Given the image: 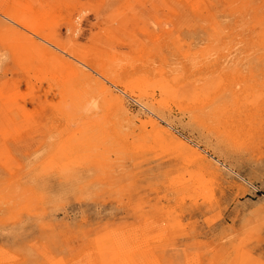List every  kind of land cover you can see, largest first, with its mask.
I'll return each mask as SVG.
<instances>
[{
  "label": "rangeland",
  "instance_id": "374dc122",
  "mask_svg": "<svg viewBox=\"0 0 264 264\" xmlns=\"http://www.w3.org/2000/svg\"><path fill=\"white\" fill-rule=\"evenodd\" d=\"M0 2L21 16L0 13V264H264V0ZM31 2L56 23L26 27ZM37 45L60 56L49 73ZM66 60L96 97L79 102ZM189 82L235 117V144L196 119Z\"/></svg>",
  "mask_w": 264,
  "mask_h": 264
},
{
  "label": "bare ground",
  "instance_id": "6f19581e",
  "mask_svg": "<svg viewBox=\"0 0 264 264\" xmlns=\"http://www.w3.org/2000/svg\"><path fill=\"white\" fill-rule=\"evenodd\" d=\"M194 6L198 7V1L194 3ZM25 9L27 13L26 14L27 19L25 20V22L27 24L25 23L24 25L26 27L31 25H45L46 23H47L46 25L49 24L50 14L45 7L42 6L41 8H36L34 6V3L31 2L25 5ZM0 13L11 21H18V20L20 21V19L18 18H21V16L17 17L15 13L4 9L3 3L1 2H0ZM55 23L56 20H52L49 26L54 25ZM10 29H11L10 26L4 23L0 19V31L5 33H10L12 32L10 31ZM53 33H54L53 31H49L48 35H43L41 33L36 35H38L41 39L45 40L47 43H49L51 46L55 47L56 49L76 58L79 62L84 64L87 69H90L91 71H95V72L98 71L97 68L93 65V63L89 62L83 56L75 54V52L72 49H69L67 48L66 45L62 44L61 41L57 38V36L53 35ZM45 53H47L46 55L52 56L51 60L47 58L46 55H43ZM27 57L34 68L36 67L37 64H39V66H37L39 72L49 73L50 72L49 67L50 65H52L51 63L53 62L52 59L55 58L59 59L60 56L57 53L53 54L52 52H50L47 47H44L42 45H37L36 51L35 50L29 51V55H27ZM66 61H67L66 64L69 65L64 64L63 66L65 68H63V70L66 71L67 73H78L79 71H82L79 68H77V66L73 64V62H70L68 60ZM98 72L102 73L103 76H105L104 73L106 72H102V70ZM82 74L86 76V79H84L83 82L81 81L78 82L79 96L77 97L79 102H81V104L82 102L84 103L85 96L88 99L96 97V95L94 94L91 96L93 90V86L91 85V83H93L92 74L86 73L85 71H82ZM110 81L114 84H120V81L117 78L111 77ZM94 83H96V79H94ZM101 85L104 86L103 84ZM166 86L167 85L163 86V88H165ZM184 86L186 87L181 90L182 94L192 99L193 110L195 106L194 112L196 113V119L199 122H201L202 125L205 126L206 128H211L212 131L217 133L219 137H223L227 142L235 144L237 140L236 138H234L235 134L232 133V128L236 126V125L234 126L236 122L235 117H228L226 113L227 112L226 109H224L221 106H217L215 104L216 101H214L213 98L210 99L209 96L200 94L201 89L200 87L195 85V83L189 82L182 85V87ZM126 89L129 90V87H127ZM106 91H108L107 88H105L104 92ZM110 94L111 93H108L111 102H113V104L117 106L118 110L124 111V101L122 100V98L120 96H113L112 94L111 96ZM150 124L155 130H157L158 133L162 132L165 135V139L167 141H170L171 144L174 143L184 149H192L195 156L202 160L206 158L205 156H202V154L198 150L191 148L186 142L178 138L170 130H168L167 128L160 127L156 119L150 118ZM191 208L192 209L188 211V215L190 217H196L197 215L203 214L204 212V210L200 206H196V207L191 206ZM208 232H213V230L209 228Z\"/></svg>",
  "mask_w": 264,
  "mask_h": 264
}]
</instances>
